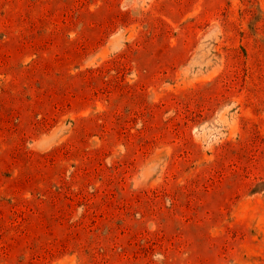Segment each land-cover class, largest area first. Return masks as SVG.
<instances>
[{
	"label": "rangeland",
	"instance_id": "obj_1",
	"mask_svg": "<svg viewBox=\"0 0 264 264\" xmlns=\"http://www.w3.org/2000/svg\"><path fill=\"white\" fill-rule=\"evenodd\" d=\"M0 264H264V0H0Z\"/></svg>",
	"mask_w": 264,
	"mask_h": 264
}]
</instances>
